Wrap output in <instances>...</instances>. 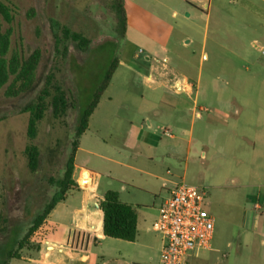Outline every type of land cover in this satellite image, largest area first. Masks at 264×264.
Returning <instances> with one entry per match:
<instances>
[{"label": "rangeland", "instance_id": "374dc122", "mask_svg": "<svg viewBox=\"0 0 264 264\" xmlns=\"http://www.w3.org/2000/svg\"><path fill=\"white\" fill-rule=\"evenodd\" d=\"M249 1L250 7L242 0H210L199 16L187 20L180 0H124L128 27L121 37L113 0H0L13 15L11 23L4 22L11 30V52H42L33 91L9 97L7 87L0 90V264L57 191L49 179L63 176L80 110L115 57L121 64L103 95L112 97L113 106L124 97L132 111V99L157 96L151 88L158 72L199 81L196 111L202 117L196 118L194 137L207 144L205 155L195 142L180 167L187 165L184 182L206 188L215 232L211 249L196 250L190 264H264V209L254 208L264 205V0ZM56 22L90 39L87 50L67 39L57 49ZM151 70L154 82L146 80ZM49 76L75 108L58 118L46 111L34 139L40 164L31 172L25 155L30 114L22 110L49 85ZM129 114L119 110L120 118ZM143 201L151 205L153 198ZM140 213L136 240L100 239L91 248L95 264H103V257L107 264H161L152 229L157 210ZM44 235L40 227L22 258L9 264H34L27 260L38 257L36 245L41 250Z\"/></svg>", "mask_w": 264, "mask_h": 264}, {"label": "crops", "instance_id": "0c3cea01", "mask_svg": "<svg viewBox=\"0 0 264 264\" xmlns=\"http://www.w3.org/2000/svg\"><path fill=\"white\" fill-rule=\"evenodd\" d=\"M180 1L187 20L192 15L199 16L210 4V0ZM242 2L247 7L252 5L249 0ZM172 14L178 13L174 10ZM145 59L149 56L145 55ZM156 60L159 61L158 58ZM152 71L146 75V80L154 82ZM115 74L116 71L113 77ZM113 77L104 93L113 85ZM154 83L151 89L157 92V96L142 95L132 99V111L124 103V97L113 106L112 97L105 98L102 94L76 152L73 179L79 187L67 193L66 199L55 206L42 226L45 233L43 241L64 246L47 251L43 245L38 257L27 261L34 264H95L92 241L97 238L99 243L100 239L106 238L103 233L104 215L99 206L105 192L117 191L122 202L135 207L139 225L143 218L141 209H156L157 218L171 188L186 179L187 165L182 169L180 163L183 157L188 158L192 154L195 142L199 143L200 152L205 155L207 144L194 137V123L196 118L202 117L196 111L199 81L192 76L173 80L166 72H158ZM178 84L187 86L183 91H176ZM122 108L130 111V116L120 118L119 110ZM261 134L264 135V129ZM80 155L82 160H79ZM146 196L153 198L151 205L143 201ZM160 198L161 205L157 207ZM254 208L261 210L264 205L255 203ZM76 232L90 236L86 248L72 246V235ZM158 245L160 247V242ZM103 260V264H107L104 257Z\"/></svg>", "mask_w": 264, "mask_h": 264}, {"label": "trees", "instance_id": "16d2710c", "mask_svg": "<svg viewBox=\"0 0 264 264\" xmlns=\"http://www.w3.org/2000/svg\"><path fill=\"white\" fill-rule=\"evenodd\" d=\"M124 0H113L112 6L116 14V32L123 37L127 29V13ZM13 15L11 9L4 4H0V90L6 88V95L16 97L22 93L31 92L36 86L37 69L39 67L42 52L35 49L28 56L20 54L18 51L11 52L12 39L11 30L4 28V22L11 23ZM59 31L55 33V46L58 49L59 44L64 39L71 40L76 43L80 51H86L90 44V39L82 33L72 31L65 25L56 22ZM62 33V38L59 36ZM65 50L67 47L64 45ZM119 60L115 57L106 71L104 79L100 86L96 89L94 96L89 105L80 110V116L76 131L72 140L71 153L68 156L64 174L59 178H50V183L57 188V191L45 203L44 207L39 210L32 219L30 228L25 235L18 238L15 248H11L5 257L2 258L1 264H9L10 259H21V251L29 245L34 233L44 225L46 218L55 206L66 199L67 193L72 189H77L79 185L73 179V171L75 167L76 152L79 147L80 138L87 130L89 119L97 106L102 94L108 87L117 67ZM53 86L54 92L49 88ZM37 96L36 99L28 103L22 110L24 113L30 114L27 126L28 144L25 148L27 166L31 172L37 171L40 164L41 151L34 143V139L38 134V123L44 118L46 111L51 110L53 116L58 118L68 109L75 108V104L69 103L66 92L57 83H53V77L49 76L47 84ZM100 209L103 211V233L106 237L122 239L125 241H135L138 234V213L135 207L124 203L120 200L117 191L108 190L105 192L103 199L99 203ZM89 237L85 232H76L72 235V246L76 249H84L89 245ZM92 243L96 245L98 239L95 238ZM36 249L40 251V245H36Z\"/></svg>", "mask_w": 264, "mask_h": 264}, {"label": "built area", "instance_id": "2783aa9c", "mask_svg": "<svg viewBox=\"0 0 264 264\" xmlns=\"http://www.w3.org/2000/svg\"><path fill=\"white\" fill-rule=\"evenodd\" d=\"M186 86L178 84L175 90ZM207 201L208 192L202 186L181 181L171 188L152 224L159 237L161 264H190L196 250L211 249L215 217L206 208ZM43 245L47 251L64 246L49 240Z\"/></svg>", "mask_w": 264, "mask_h": 264}]
</instances>
